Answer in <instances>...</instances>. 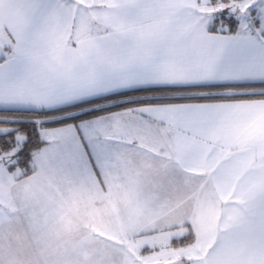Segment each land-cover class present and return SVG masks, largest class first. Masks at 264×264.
<instances>
[{"label":"snow or ice","instance_id":"6c2138e0","mask_svg":"<svg viewBox=\"0 0 264 264\" xmlns=\"http://www.w3.org/2000/svg\"><path fill=\"white\" fill-rule=\"evenodd\" d=\"M0 264H264V0H0Z\"/></svg>","mask_w":264,"mask_h":264}]
</instances>
